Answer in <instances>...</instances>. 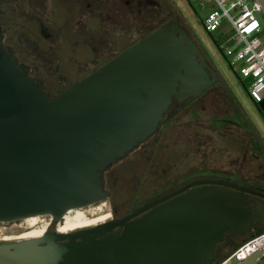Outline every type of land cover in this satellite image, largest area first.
Masks as SVG:
<instances>
[{"label": "water", "instance_id": "95a60500", "mask_svg": "<svg viewBox=\"0 0 264 264\" xmlns=\"http://www.w3.org/2000/svg\"><path fill=\"white\" fill-rule=\"evenodd\" d=\"M255 1L264 17V0ZM21 68L0 44V222L49 215L56 224L105 200L103 174L160 128L174 100L221 80L176 22L54 99ZM256 104L264 114V99ZM248 191L225 179L193 182L114 221L0 242V264H213L226 231L264 224Z\"/></svg>", "mask_w": 264, "mask_h": 264}, {"label": "flooded vegetation", "instance_id": "af4514ba", "mask_svg": "<svg viewBox=\"0 0 264 264\" xmlns=\"http://www.w3.org/2000/svg\"><path fill=\"white\" fill-rule=\"evenodd\" d=\"M203 6L201 3L200 7ZM173 22H176L177 26L193 40L210 71L221 78L206 50L196 39L182 10L176 11L172 0H0L2 48L12 52L18 66H22L21 70L38 83L42 91L51 99L59 97L79 81L96 73L104 64L115 60L124 50L156 28ZM208 34L213 37V33L208 32ZM215 42L219 44L217 39ZM215 87H219L222 91L226 90L231 95L221 78L210 90L195 99L183 103L174 100L160 128L123 159L133 155L137 149H147L146 154H149L158 142L159 132L168 123V119L176 117L188 106L191 107L192 113L196 109L203 111L204 107L198 106ZM242 116L244 119L236 123L237 137L230 138L242 149L241 160H232L225 168L210 167L196 171L186 178H180L175 181L171 190L147 201L135 199L131 205H127L124 213L118 215V210L114 209V214L102 222L114 221L130 215L136 203L149 202L172 194L190 183L212 179H225L228 182L236 181L238 185H245L250 189L246 194L252 200L253 211L264 220V160L262 159L264 144L249 118L245 113ZM194 124L205 128L202 122ZM104 174L106 190L107 182ZM202 185L204 183L195 186ZM211 185L216 186V183ZM223 187L238 190L229 185ZM176 195L178 194L174 196ZM255 226L258 230L264 228V224L259 221H255ZM57 229L59 228L54 230ZM122 229L123 227L118 226L113 230ZM256 229L251 227L244 234H252ZM240 239L242 236L238 239L236 234L230 236L226 231L223 240L216 246L219 250L216 256Z\"/></svg>", "mask_w": 264, "mask_h": 264}, {"label": "rangeland", "instance_id": "374dc122", "mask_svg": "<svg viewBox=\"0 0 264 264\" xmlns=\"http://www.w3.org/2000/svg\"><path fill=\"white\" fill-rule=\"evenodd\" d=\"M172 2L176 11L182 10L196 39L206 50L236 104L249 118L264 144V114L261 113L246 89L248 80L237 74L229 63L231 59H227L225 56L223 49L227 46V41L221 37L222 32H213L212 37L205 29L204 20L215 7V0H172ZM201 3L204 5L203 7H200ZM257 16L264 26L263 15L257 12ZM223 29L228 30L227 23L222 25L221 30ZM216 39L219 44H216ZM225 99L224 91L215 87L199 104L198 107L204 108L203 111L197 112V117L188 106L162 127V131L159 132V140L149 154H146L145 150L147 149H137L133 155L113 164L104 174L109 197L80 208L85 213L86 219L91 220L102 216H107V219L111 214H114V209L118 210V215H120L135 199L147 201L158 194L165 193V191L171 190L170 188H174L175 181L180 178H186L196 171H203L210 167L225 168L230 161L241 160L242 149L237 143L222 136L220 132L198 130L194 124L195 122L206 123L215 111L223 113L227 106ZM187 153L189 155H182ZM40 217L46 223L47 231H53L64 223V219H62L60 222L52 224V217L49 215ZM23 220L0 222V241L19 240L15 237L27 229ZM96 224L98 222L80 228ZM239 238L241 236H238Z\"/></svg>", "mask_w": 264, "mask_h": 264}, {"label": "built area", "instance_id": "2783aa9c", "mask_svg": "<svg viewBox=\"0 0 264 264\" xmlns=\"http://www.w3.org/2000/svg\"><path fill=\"white\" fill-rule=\"evenodd\" d=\"M215 7L204 20L205 29L222 32L227 41L223 49L232 68L248 80L249 95L255 103L264 99V26L258 19L261 6L255 0H215ZM227 23L228 30H221ZM258 264H264V231L242 242L213 264H237L253 254Z\"/></svg>", "mask_w": 264, "mask_h": 264}, {"label": "trees", "instance_id": "16d2710c", "mask_svg": "<svg viewBox=\"0 0 264 264\" xmlns=\"http://www.w3.org/2000/svg\"><path fill=\"white\" fill-rule=\"evenodd\" d=\"M224 94L226 98L225 100H227V106L224 108V112L220 114V112L215 111L213 114H211V116L206 121V123H203L205 125V128L197 127V129L207 130L210 132H220L222 136L232 139L237 137V133H235L236 132L235 130L237 128L236 123L244 119L242 116L244 112L239 107V105L236 104L234 97H232L226 90L224 91ZM196 110L199 111L200 109H196ZM196 110L194 111V114L197 117ZM174 118L175 117L169 118L168 122ZM262 159L264 160V158ZM253 234L254 233H252V235L248 234L249 235L248 236L247 234L245 235L244 233H236V236H242V237L245 236V237L239 240L236 244L225 248L221 253H219L216 256V260L223 258L239 244L250 239L253 236Z\"/></svg>", "mask_w": 264, "mask_h": 264}, {"label": "bare ground", "instance_id": "6f19581e", "mask_svg": "<svg viewBox=\"0 0 264 264\" xmlns=\"http://www.w3.org/2000/svg\"><path fill=\"white\" fill-rule=\"evenodd\" d=\"M106 217L107 216H102V217H97L95 219L88 220L85 217V213L82 212L80 209L70 210L63 218L64 223L60 224L58 226L59 231L60 232H67V231L69 232V231H72L76 228H80L82 226L91 225V224H94L97 222L100 223L103 220H105ZM23 221H24V223H26L27 229H25L18 237H15V238L25 239V238H31V237H39L46 230V226H45L46 223L44 222V220L41 219L40 216L28 217V218H25ZM1 228H2V226H1Z\"/></svg>", "mask_w": 264, "mask_h": 264}]
</instances>
